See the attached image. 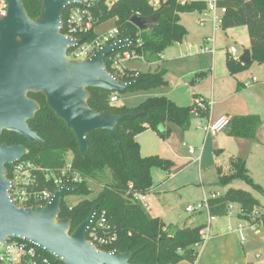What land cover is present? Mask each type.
<instances>
[{
    "label": "trees",
    "instance_id": "obj_1",
    "mask_svg": "<svg viewBox=\"0 0 264 264\" xmlns=\"http://www.w3.org/2000/svg\"><path fill=\"white\" fill-rule=\"evenodd\" d=\"M180 1L169 0L158 11H154L145 0H116L113 3L109 0H95L92 12L97 22L94 30L85 35L83 41L96 40L99 38L95 32L96 27L113 21L121 39L134 37L142 41L143 45L138 53L144 55L145 61H158L165 50L175 44L183 43L188 35L187 29L181 24L180 16L204 10L202 4L181 6ZM22 2L28 17L33 21L37 20L41 14L42 0H22ZM220 6L226 9L222 19V30L245 27L252 53L250 66L228 59L227 69L230 75L244 72L254 63L264 65V0H223ZM155 14H159V25L154 29L140 31L131 23L135 16L148 18ZM135 49L136 45L132 50ZM106 65L110 70L107 61ZM166 74V70L155 73L127 70L125 76L119 79L125 83H137L126 92L88 90L90 93L88 105L97 113L142 114L118 126L117 134L121 141V150L108 132L99 131L88 137L90 149L84 159L73 132L68 130L66 124L49 108L45 96L34 93H30L29 98L40 105V111L28 124L30 128L38 131L45 143L31 144L11 132H5L0 137L1 145H22L27 148L29 153L24 161L31 162L35 167L33 190L36 192H48L54 195L58 187L53 180H46L45 171L60 176L66 163L71 160L73 171L80 176L81 181L69 184L67 187L77 189L73 195L83 199L74 207H68L64 198L60 219H71L70 233H73L88 219L96 206L97 218L105 213L107 232L116 238L111 245L97 246V248L106 252L119 250L123 254L143 248L133 257L132 264H179L184 261L194 264L199 257L196 245L202 242L200 231L204 227L167 226L159 218L152 217L145 205L135 198V196L144 197L153 189L151 174L153 169L168 172L173 167L170 160L159 156L143 157L137 137L152 130L161 139L168 140L171 136L168 125H175L187 131L194 115L198 114L199 118L208 117L210 109L199 111L196 103L187 107L179 106L165 96L149 97L133 108L110 103L113 94L118 96L137 94L165 88L168 84ZM261 124L259 116L235 117L231 121L230 136L255 141ZM7 168L9 171L7 177L11 179V167ZM230 168L229 175H225L222 168L217 169V185L227 188L235 181H243L264 197V189L254 182L244 160L232 158ZM102 179L108 181L102 190L93 196L90 183L100 182ZM214 196L208 200L211 218L227 217L230 206L237 205L240 209L238 213L240 220L264 227V213L258 215L256 211L261 207V203L251 193L230 188L224 195ZM43 254L49 260V264H63L46 252Z\"/></svg>",
    "mask_w": 264,
    "mask_h": 264
},
{
    "label": "water",
    "instance_id": "obj_2",
    "mask_svg": "<svg viewBox=\"0 0 264 264\" xmlns=\"http://www.w3.org/2000/svg\"><path fill=\"white\" fill-rule=\"evenodd\" d=\"M5 1L7 14L0 15V137L11 132L31 144L45 143L28 124L40 111V105L29 98L34 93L44 95L49 108L73 132L84 159L90 149L88 137L99 131L108 132L121 150L118 126L142 114L97 113L88 105V90L120 93L136 85L137 82H122L105 63L112 54L130 49L134 37L104 46L86 61L69 60L68 51L83 40L63 34V14L71 5H82L81 0H42L40 17L35 21L28 17L22 0ZM158 19L159 14L148 18L135 16L131 23L146 31L158 27ZM239 63L252 64L251 50H245ZM28 153L22 145L0 144V249L12 238L38 246L63 264H132L133 257L143 248L124 254L119 250L106 252L88 240L97 215L96 206L88 219L70 233L71 219H60L61 205L77 189L62 187L44 206L15 205L7 167L22 161Z\"/></svg>",
    "mask_w": 264,
    "mask_h": 264
},
{
    "label": "crops",
    "instance_id": "obj_3",
    "mask_svg": "<svg viewBox=\"0 0 264 264\" xmlns=\"http://www.w3.org/2000/svg\"><path fill=\"white\" fill-rule=\"evenodd\" d=\"M183 16L184 14L180 16L181 24L187 29L189 27L183 22V18H182ZM209 29L203 30L204 36L202 37V40H201L202 44L204 43V40L208 38L206 36L208 31L206 30H209ZM236 30H238V28L229 29V30H220V31H223L226 35H228V33H232L233 31H236ZM218 32H216L215 35L218 34ZM216 38H217V35H216ZM247 43H248V46L246 47V50H250V40H248ZM200 46L197 47V51L194 56L189 55V57L194 59L193 64H194L195 70L197 71H194L193 69L190 71H187L185 70L183 63L179 62L178 64L180 71H182V73L188 72L189 74L187 73L185 75L187 76V78L188 77L192 78L190 85L187 83L184 84V87H185L184 89L188 90L187 95L192 97L191 103L189 104L185 103L189 101L186 100V97H184V95H181L180 93L177 92L179 87H183L181 84L183 82L182 80L184 79V77L179 76V79L181 82L177 85L176 87L177 90L175 89L174 91H172L171 83L168 80V75L170 74V71L167 68H162V70H166L167 72L166 80L168 84L165 88H162L163 91L161 90V92H164L166 89L169 88V91L170 92L172 91V93L166 94L164 92L162 94L158 92V90H155V91L148 92L147 96L145 95L146 97L145 96L136 97L139 100H142L140 102L142 103L144 100H146L149 97L165 96L166 98L173 101L177 105L183 106V107L192 106L196 102V100L199 98H206L207 101L211 102L212 105H211L209 116L204 117V118H199L194 115L189 130L184 131L178 126L176 127H178L179 130H177V128L175 130V128L172 127L173 125H168V127L171 130V135L174 134L176 131L177 134L183 137V140H188V141L192 140V142L197 139V136L199 134V131H201V128L210 120L215 122L219 120L220 118L227 117L231 119L232 121V119L235 117H245V116H251V115L260 117L263 112L262 110H264V92L262 93L259 92L260 95H258V98H259L258 100H253L251 99L253 96H248L250 94L244 93L247 91L258 90L255 87H253L258 83H254V84L252 83L249 87H245L244 85L245 83L252 81L253 77L250 78V77L243 76L244 72L238 73L237 75H234V76L230 75L227 69V60L230 58V55L228 53V50H229L228 45H226V49H223L221 51L223 55V56L221 55L223 58V61L221 62L223 67L221 68L219 73H217V66L215 62L216 55L218 54L217 46H216V51L214 55L209 54V53L207 54L199 53L198 48ZM231 47H235V46H231ZM237 51H238L237 58L239 59L242 56V54L245 52V50L241 52L237 49ZM163 61L167 62L165 59L164 53L159 57V60L155 62H145V60L144 61L137 60V61L132 62V63H135V62L144 63L147 71H143L139 68H130L129 66H127V69L131 71H138L140 73H155L157 71L152 72L151 68L159 65ZM262 69H264V65H260V68H258V71ZM204 81L205 82L209 81L208 83L211 84V92H209V94L208 93L204 94L205 96L201 94H199L200 95L199 96L198 94L194 93V90L197 89V86H198L197 84H201ZM246 89H249V90H246ZM171 94L172 95L174 94V97L171 98ZM130 95H134V94H130ZM140 103L130 106L129 108L137 107ZM217 106H219V109H216ZM148 133H153L152 134L153 138L151 136H148L152 140L159 139L158 141H161L159 138V135L152 130H148L144 132L143 134L139 135L137 137V142L139 143L141 147V155L145 158L151 157V156H159L160 158L170 160L173 163V167L168 172L160 170V169H153L151 172L152 179L154 178L155 174L159 172L163 174L165 173L166 175L165 176L162 175L163 177L158 183H155L154 181L153 189L147 195L144 196L145 206L147 210L149 207L148 196L155 195L157 198V200L154 199L153 201L154 209L151 211H148L150 215L154 218H159L167 226H172V227H175V226L183 227L184 226V227H190V228H197V227L206 228L207 227L206 224L208 223V226H209V223H210V232L208 235V239L202 246L198 248L199 257L194 264H264V228L260 226L255 230L252 228H249V225L247 224V222H244L238 218V213L240 209L237 205L233 206V211L227 217L210 219L207 212H199L201 215V216L199 215L200 217L196 216L191 219L189 214H192V213H188L187 209L189 207H195L197 204H199L201 199L198 198L193 201L197 203L195 206L189 205L184 209L185 212L188 213V216H187L188 218L186 222H184L185 219L181 218L180 214H176L177 210L179 209L178 204H180V201L182 202V194H179L180 200L176 203L171 193L173 192L181 193L186 187L191 186L193 183L176 182L172 186H170L171 184H168V183H173V181H175V178L177 177L175 175H172V170L176 166V162L181 160L180 159L181 157L179 156L178 153L174 151L173 144H171L172 143L171 140H164L166 141L164 142V145L166 147L165 153H162L160 151V148L162 147H155L153 149L154 151H148V147L146 148V146H148L149 142L146 141V139H149V138L144 136ZM203 136H202V140H203ZM219 136L222 137L220 138V140L222 139L221 143H220V140H217ZM237 139L238 138L230 136V128H229L225 132L219 134L215 138L204 136L202 149H204L205 147L204 144L209 143V141L211 140H213L212 142L215 145L216 152L218 154H221V153L223 154L226 148H230L234 152V155H235V156H232V158H240L244 160L246 162V166L250 173V176L252 177L254 182L260 185L264 189V143L256 139L255 141H253L254 144H252V146L249 148L248 153L246 155H241L240 151L236 147L238 143ZM182 147L183 149H185L184 151L187 153V155H189L187 148H185L183 145ZM198 157H201V161H202V153L200 154V152L198 153L197 151L196 158L192 156V159H193L192 162L196 163L197 162L196 160ZM252 164L253 165L255 164V167L258 171V175L260 176V179H258L257 175L256 176L254 175L251 169V166H253ZM219 167L220 166H217L216 170ZM204 189H202V194L204 196L203 198H205L206 196ZM226 191L221 195H218L215 192H213L212 194L216 196H222L226 193ZM180 210L181 209H179V211ZM204 213L206 214V216H204V220L200 221L199 223L198 220L199 218L202 217ZM240 225L244 227L243 230H239L238 227ZM243 238H245L246 240L243 241ZM179 264H192V263L184 261Z\"/></svg>",
    "mask_w": 264,
    "mask_h": 264
},
{
    "label": "built area",
    "instance_id": "obj_4",
    "mask_svg": "<svg viewBox=\"0 0 264 264\" xmlns=\"http://www.w3.org/2000/svg\"><path fill=\"white\" fill-rule=\"evenodd\" d=\"M82 5H71L64 12L66 13V19L64 20L63 14V29L62 32L66 37H69L76 41H81L85 39V35L89 34L94 30V26L97 22L94 14L92 12L95 0H81ZM147 4L154 10L158 11L164 4L169 0H145ZM223 0H181L180 5H192V4H202L204 5V10L200 13L203 15L204 19L201 24H206L207 19L211 22L214 27V32L222 30V19L226 14V9L220 6ZM8 5L5 0H0V15L5 16L7 14ZM120 32L117 28L99 35L96 40L85 42L79 46L72 48L68 51L67 58L73 61H86L90 59L98 50L107 45L115 44L117 41L125 40L119 37ZM136 45V49L132 50L133 46ZM143 43L141 40H134L130 49H126L116 52L105 59L110 66V72L116 77L120 78L125 76L127 69L126 64L133 61H144V55L139 54L138 50L142 47ZM201 54H215L216 51V41L214 37H208L204 40V43L198 48ZM237 48L231 47L228 50L231 60L238 61L237 58ZM107 66V65H106ZM260 80L256 77L252 79L251 82L245 83V87H249L252 83H259ZM119 101L118 94H113L110 98V103L112 105ZM198 106L199 111L211 110L212 103L204 98H199L195 102ZM195 116L198 117V114ZM231 119L227 117L220 118L219 120L213 122L208 121L201 130L204 132L206 137H217L219 134L225 132L230 128ZM187 148L191 155L196 153V149L183 144ZM196 161H201V157H198ZM10 181L13 183L10 194L16 206L20 208H32L35 206L47 205L53 194L48 192H36L34 191L35 179L33 176V170H35L34 165L31 162L24 161V159L16 164L10 166ZM9 171H7V174ZM46 180H53L58 190L69 184H76L81 181L80 176L73 171V166L71 160H69L60 176H56L49 171H45ZM212 197H215L212 195ZM135 198L141 201L145 205V198L143 196H135ZM211 198V197H210ZM210 198H204L202 202L197 204L195 207H189L187 209L188 213L194 212H207L209 218V205L208 200ZM146 207V206H145ZM233 211V206L229 208V214ZM105 213L101 214L99 218L97 215L94 219L93 225L88 232V240L95 244V246L106 247L111 245L115 240L114 235H110L107 232L108 227L106 226ZM249 225V228L257 229L258 225ZM239 230H243V226L240 225ZM210 232L209 226L200 231L201 243L196 245L198 249L202 246L208 239ZM246 239L243 238V241ZM43 250L38 246L31 243L9 238L2 244L0 249V261L2 264H49V260L44 256Z\"/></svg>",
    "mask_w": 264,
    "mask_h": 264
},
{
    "label": "rangeland",
    "instance_id": "obj_5",
    "mask_svg": "<svg viewBox=\"0 0 264 264\" xmlns=\"http://www.w3.org/2000/svg\"><path fill=\"white\" fill-rule=\"evenodd\" d=\"M109 1H110V3H113L116 0H109ZM182 18H183V22L189 27V28H187L188 29L187 30L188 35H187L186 39L183 41V43H178L179 45L175 44L172 47L165 50L164 56H165V59L167 62L163 61L159 65L152 67L151 71L152 72L161 71L162 68H167L170 71V74L168 75V80L171 83L172 91H174L176 89L177 85L181 82L179 79V76L184 77V79L182 80L183 82L181 84L183 87H179L177 92L180 93L181 95H184V97H186V100L189 101V102H185V103L189 104V103H191L192 97L187 95L188 90L184 89L185 88L184 84L187 83L190 85L192 78H189V77L187 78V76L185 74H187L188 72L182 73V71H180V69H179L178 64H179V62L183 63L185 70H187V71H190L192 69L194 71H197V70H195V67L193 64L194 59L189 57V55L194 56L196 54L197 47L202 44L201 40H202V37L204 36L203 30L210 28L209 30H206V31H208L206 36L207 37H214L216 44H217L216 46L218 49V54L216 55V59H215L216 66H217V73H219V71L223 67L222 63H221L223 61V58H222L223 55H222L221 51L223 49H226V45H228L229 48L231 46H235L239 51L243 52L244 50H246V47L248 46L247 41L249 40V35H248L247 29L245 27H240V28H238V30L233 31L232 33H228V35H226L223 31L219 30V32L217 31L218 34H216L217 35V38H216V35L214 32V27L208 19L206 21V24H204V25L201 24V21L204 19V17L200 12L187 13V14H184V16ZM114 26L115 25H114L113 21L105 22V23L97 26L95 29V32L97 35H101V34H104L108 31L112 30L114 28ZM189 51H191V52H189ZM145 62H148V61H145ZM126 66H129L130 68H139L143 71H147L144 63H142V62H135V63L130 62V63H127ZM258 68H260V65L257 63H254L249 69L244 71V75H243V76L250 77V78L256 77L261 82V83L256 84L255 86H253L258 90L244 92V93L250 94L248 96H253L251 98L253 100H258L259 99L258 95H260L259 92H261V93L264 92V69L258 71ZM208 82L204 81L201 84H197L199 87L197 86V89L194 90V93L198 94V95L199 94L204 95L207 93L209 94V92H211V84H209ZM190 87H192V86H190ZM161 90L163 91V89H159L158 92H160L162 94L164 92L166 94L172 93V91L171 92L169 91V88L166 89L164 92H161ZM246 90H249V89H246ZM147 94H148V92L137 93L134 95H130V94L119 95V97H120L119 101H118V103H116L114 105L130 107V106H133V105L140 103L142 101L136 97H138V96L144 97L145 95L147 96ZM172 97H174V94L173 95L171 94V98ZM134 98H136V99H134ZM204 99H206V98H204ZM216 109H219V106H217ZM262 111L263 112L260 116L262 124L258 130L257 139L260 142L264 143V110H262ZM172 127L175 128V130H176V128H177V130H179L178 127H176L175 125H173ZM152 134L153 133H148L144 136L149 138L148 136L152 137L153 136ZM203 135H204V132L202 130L199 131L197 139L192 142V140L191 141L190 140L189 141L183 140V137L181 135L177 134L175 131V133L172 134L168 139V140H171V142H172L171 144H173L174 151L176 153H178L179 156L181 157L180 158L181 160L176 162V166L172 170V175H175L177 177L175 178V181H173V183H168V184H171L170 186H172L176 182L193 183L191 186L186 187L181 193H178V192L171 193L172 196L174 197V201L176 203L180 200L179 194H182V202L180 201V204H178L179 209H181V210L179 211V209H178L177 210L178 213L176 212V214H180L181 218L185 219L184 222H186L187 218H188L187 217L188 213H186L184 209L189 205L195 206L197 203L193 202V201L198 199V198H200L201 201H203L204 196L202 194V189H204V188H205L204 192L206 194V196H205L206 198L211 197L213 195L212 194L213 192L217 193L218 195H221L226 190H228L230 188H233L236 190L247 191V192L251 193L261 203V207L256 209L258 215H261L262 213H264V197L261 194H259L258 192H256L254 189H252L250 186H248L245 182L238 180V181H235L233 184H231L227 188H222L219 185H217L218 174H217L216 167L217 166L222 167L224 174L229 175L231 173L230 160L232 159V156H235V155H234V152L230 148H226V150L223 154L222 153L218 154L216 152L215 145L212 142L213 140L209 141V143L204 144L205 147H204V149H202L203 140H204V136H205V135L204 136ZM202 136H203V140H202ZM142 138H144V137H142ZM159 138H160V136H159ZM220 138H222V137L219 136L217 138V140H220ZM155 140H157V141H155ZM155 140L154 139L152 140L151 138L146 139V141L149 142L148 146H146V148L148 147V151H154L153 149L155 147H162V148H160V151L162 153H165L166 147L164 145V142H166V141H164L161 138H160L161 141H158L159 139H155ZM237 140H238L237 141L238 143H237L236 147L240 151L241 155H246L249 151V148L252 146V144H254V142H253L254 140L240 139V138H238ZM221 141H222V139L220 140V143H221ZM183 143H185L186 145H188L190 147L195 148L196 153L194 155H191L190 153H189V155H187V153L184 151L185 149H183V147H182ZM190 143H192V144H190ZM201 143H202V145H201ZM197 151H198V153L200 152V154L202 153V161L201 162L197 161L198 163L197 162L193 163L192 162V160H193L192 156L194 158H196ZM251 169H252L254 175L255 176L257 175L258 179H260V176L258 175V171L255 167V164L253 166H251ZM162 175L165 176L166 174L165 173L163 174L160 172L156 173L154 178H153V182L155 181V183H158L161 180V178L163 177ZM107 181H108L107 179H102V181H100V182L90 183V186H91V189L93 192V196H96L102 190V188L105 186ZM82 199L83 198H81L79 196L70 195V196L65 197L64 201L67 203L68 207L69 206L74 207ZM154 199L157 200L155 195L148 196V202H149L148 211H151L154 209L153 208ZM154 213H156V212H154ZM199 215H200L199 212H194L192 214H189L191 219L193 217H196V216L198 217ZM204 216H206L205 213L202 215L201 218H199V220H198L199 223H200V221L204 220ZM206 226H208V223L206 224Z\"/></svg>",
    "mask_w": 264,
    "mask_h": 264
}]
</instances>
